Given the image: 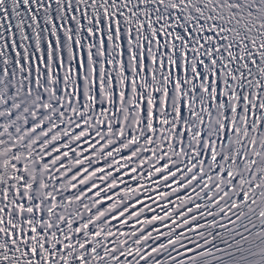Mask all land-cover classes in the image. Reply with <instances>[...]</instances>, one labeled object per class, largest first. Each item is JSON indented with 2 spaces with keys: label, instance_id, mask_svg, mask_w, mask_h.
I'll list each match as a JSON object with an SVG mask.
<instances>
[{
  "label": "snow or ice",
  "instance_id": "6c2138e0",
  "mask_svg": "<svg viewBox=\"0 0 264 264\" xmlns=\"http://www.w3.org/2000/svg\"><path fill=\"white\" fill-rule=\"evenodd\" d=\"M0 264H264V0H0Z\"/></svg>",
  "mask_w": 264,
  "mask_h": 264
}]
</instances>
